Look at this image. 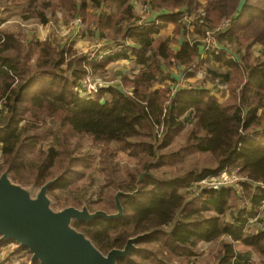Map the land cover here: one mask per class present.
Wrapping results in <instances>:
<instances>
[{"label":"trees","instance_id":"1","mask_svg":"<svg viewBox=\"0 0 264 264\" xmlns=\"http://www.w3.org/2000/svg\"><path fill=\"white\" fill-rule=\"evenodd\" d=\"M239 3L212 0L214 9L200 15L197 0H148L143 4L146 19H137L129 0H0V11L23 7L29 13L24 19L44 25L58 10L66 23L81 17L90 35L112 41L92 60L69 59L67 49L53 42L24 43L17 34L0 31V124L6 127L0 131V172L9 170L16 181L38 186L63 175L50 191L62 203L55 191L70 189L64 179L79 174L73 168L76 162L82 164L79 145L90 140L103 146L99 166L106 185L97 198L89 197L94 184L74 190L69 206L88 203L92 211L112 213L118 189L132 193L139 180L120 176L114 162L122 151L140 162L143 181L135 197L122 198V220L76 224L98 248L103 252L123 248L130 236L158 229L138 245L140 251L119 264H149L134 257L155 256L144 247L153 240L177 256H193L200 243H218L217 264H253L254 253L264 255V58L242 43L233 29L241 11L225 17L230 19L229 27L217 31L222 14L232 13ZM133 20L142 24L133 25ZM209 22L215 25L211 31L220 53L210 51L203 57ZM248 23L246 33H252L264 49V18ZM170 25L173 35L160 38ZM231 35L238 42L237 53L224 45ZM118 60L133 64L130 75L122 78V88L132 94L101 86L102 95L81 97L82 83L102 76ZM173 67L188 77L201 71L202 79L211 80L200 81L201 88L175 90L177 86L167 83L170 78L175 82L170 75ZM208 84L218 90L224 87L225 99L213 95ZM47 126L54 128L53 144L32 157L44 137L39 132ZM232 166L248 179L241 183L242 190L198 187ZM233 197L238 205H231ZM237 243L249 251H237ZM7 244L0 242V248ZM27 254L21 264L29 261ZM157 262L163 264L159 257Z\"/></svg>","mask_w":264,"mask_h":264},{"label":"rangeland","instance_id":"2","mask_svg":"<svg viewBox=\"0 0 264 264\" xmlns=\"http://www.w3.org/2000/svg\"><path fill=\"white\" fill-rule=\"evenodd\" d=\"M129 1L134 7V12L136 14L135 17L137 19L139 17L140 18L144 17L146 19L148 12L145 13V8L143 4L144 1H148V0H129ZM211 1L212 0H197L196 9H199L200 15H203L205 11L214 9L211 5ZM215 1L217 3H220L222 0H215ZM237 3H239L237 9H234L230 14H222L221 18L222 19L225 17L231 18L235 14H238V11H241V18L239 21L240 24L238 22L236 24L235 22L233 29H235L237 33L241 35L242 43L250 44L253 52L256 53V55H261L264 58L263 46L257 42H254L252 33L250 32L246 33L247 29L249 28L248 21L250 19L257 21L264 18V0H237ZM245 3L246 6L241 9L240 7H242V4ZM88 10L91 13H94L93 11L96 9L91 4H89ZM28 15L29 13L27 14L26 10L23 7H13L11 8V10L7 12L2 9V11H0V31L4 33H15L18 35L19 39L24 43L32 42L34 40L53 42L54 46L65 47V49H67V51L69 52V59L87 57L89 60H92L94 59V56L96 57L104 53L107 49H109L107 48V45L112 43L110 39L99 38V40H102V42L101 44L98 43L96 44L97 36L90 35V32H86L87 31L86 25L83 23L81 17L70 19L69 22L66 23L63 18V12L60 10H58L54 16L50 17V22L49 24L46 25H44L37 19H27V18L24 19L25 17H28ZM138 21L139 20L132 22L133 25L136 26L140 25V23H137ZM226 21H229V19H226ZM214 27L215 25H212L209 22V27L207 28V32L208 31L209 32L206 34L204 39L206 37L207 38L211 37L212 38L211 45L218 46L219 45L217 44L218 42L213 38L215 32L211 31ZM224 28L225 27L223 24L222 29ZM163 30L165 34L161 35L160 38H167L168 36H171L174 33V28L172 29V31H170L169 28L168 29L165 28ZM108 33L110 34V32ZM167 33H169V35H167ZM233 36L234 35H231L229 37L230 41L228 40V38H225L224 45L230 48L231 52L235 51L237 53L238 42L233 39ZM175 47L178 48L177 45H175ZM215 51H218V53H220L218 48H216ZM13 53H15V51H13ZM161 63H162V67H164L165 66L164 61L163 62L161 61ZM129 66L130 64L127 61L119 62L117 64L116 63L110 64L107 67V71L102 76H92L89 79H87L85 81V84L83 85L84 88H87L88 83H91L97 87V91L99 93H97L96 91L89 92L85 89H80L81 97L85 98L87 95H90L92 98H94L98 94L102 95L100 91L101 86L104 87L116 86L118 88H121L124 93L131 95L129 93L131 89L122 88V78L128 77L132 70V67L130 70H128ZM176 69L177 67L176 68L173 67L170 72V75L172 74V78L175 79V82L171 78L167 80V83L171 86L175 85L177 87L186 88V89L199 88L198 84L200 81L205 82L211 80V78H208V80L198 79L195 81H191L190 80L191 78L185 77L184 78L185 80L181 78L180 81H178V78L173 77V73L176 71ZM174 74L177 75V73ZM196 74L201 75V77L202 75H204L203 73H201V71H199ZM210 74L213 75L212 72ZM45 78L47 79L46 75ZM213 84H215L214 79L212 80V85ZM214 89H218V87H215ZM221 96L222 97H218L220 100L224 98L223 94H221ZM53 131L54 128L52 126H47L46 128H44V130L39 132V134L44 135V137L40 139L39 149L34 152L32 157L37 155L40 151L47 150L51 147L54 141ZM1 149H2V145H0V159L2 155ZM79 149L80 151H82V154L80 155L82 158L80 162H82V164L79 165V163L76 162L73 165V168L79 171L78 172L79 174L75 175L73 178L64 179L70 185V189L67 192L63 193L60 190L55 191V194H58L63 198V202L62 203L59 202V203L64 206H69V202H70L69 195H72L74 190L82 189L84 187L86 188V186L94 184L95 187L91 188V193L89 197L97 198L100 192V188L106 185L105 178L101 176V171H100L101 166H99L101 163V153L103 146L85 139L80 142ZM27 156L29 158L31 154L29 153ZM114 163L117 165L120 176L123 179H130V175H133L137 179L140 178V173H141L140 162L135 157H129L128 154L120 151L117 153ZM237 168L238 167H234V171ZM227 176H228L227 171L218 173L215 176H210L211 178H209V180L203 183H199L198 187H202V188H213L216 186L223 187L225 183L229 181V179H232L230 185L236 186L237 189L242 190L241 183L244 181V179L240 177L238 172H236L235 177L234 176L227 177ZM111 190L114 191V188H112ZM185 191L186 190H183V192ZM197 195H199V192L197 193ZM245 195L247 196L248 193L246 192ZM236 200L237 198L233 197L230 201L231 205H238V201ZM114 211L115 208L110 209V212L114 213ZM228 242L230 243L231 240H228ZM144 247L149 249L155 256H152L149 253V254H143V256H138V257L135 256L134 259L149 264L150 263L158 264L157 257H159L160 261L163 264H217V262L221 258V253L219 251H216L219 248L218 243L198 244L197 247L194 249L193 256H187V255L177 256L178 253H172L167 247L164 246V244L161 241L157 242V240H153L149 244L146 243ZM235 249L240 252H246L248 250L244 245L238 243L235 244ZM10 255H15L18 258L11 259ZM5 257L7 258L4 260ZM27 257H29L27 251L21 248L20 246H16L15 244L10 243L0 248V261L10 260L13 262V264H16L17 262L22 263L24 259ZM263 261H264L263 254L254 253L253 264H264Z\"/></svg>","mask_w":264,"mask_h":264},{"label":"water","instance_id":"3","mask_svg":"<svg viewBox=\"0 0 264 264\" xmlns=\"http://www.w3.org/2000/svg\"><path fill=\"white\" fill-rule=\"evenodd\" d=\"M6 127L0 125V131ZM59 175L41 186L18 182L9 170L0 172V242L20 246L30 254L27 264H119L141 250L138 246L158 229L130 236L123 248L112 247L103 252L94 240L77 227V223L98 220L120 221L125 216L123 197H135L140 192L127 193L118 189L116 212L92 211L88 203L81 208L61 205L51 190L61 180Z\"/></svg>","mask_w":264,"mask_h":264},{"label":"built area","instance_id":"4","mask_svg":"<svg viewBox=\"0 0 264 264\" xmlns=\"http://www.w3.org/2000/svg\"><path fill=\"white\" fill-rule=\"evenodd\" d=\"M226 19L227 18H224L223 20H222V23H221V25H220V27L217 29V31H224L225 29H227L228 27H229V25H230V19H229V21H226ZM137 23H140V25L142 24V22H137ZM136 23V24H137ZM224 24V29H222V25ZM212 38L211 37H209L208 39H207V41H206V43L204 44V46L202 47V55H203V57L206 55V54H208L210 51H215V49L216 48H218L217 47V45H211V40ZM111 52V51H110ZM110 52H107L106 54H109ZM102 56H104V55H102ZM95 57V56H94ZM102 58V57H101ZM86 81V80H85ZM85 81H84V83H82V88L81 89H85V90H87V91H89V92H93V91H96L97 93H99L98 91H97V87L96 86H94L93 84H91V83H88V87L87 88H84L83 87V85L85 84ZM90 82V81H89ZM178 89V87H176L175 88V90H177ZM80 90V89H79ZM99 95V94H98ZM1 106H0V111H1ZM0 116H1V114H0ZM228 170H233L234 171V167L232 166V167H230ZM227 170V171H228ZM236 170H238V168L237 169H235V171H234V173L232 174V175H229L228 173H227V177H235V175H236V172H238V171H236ZM239 174V173H238ZM209 178H211V177H208V178H206V179H204L203 181H201L200 183H203V182H206L207 180H209ZM242 178V177H241ZM244 179V181L243 182H245V181H248V179L247 178H243ZM232 182V179H229V181H227L226 183H225V185L222 187H220V186H216V187H213V188H210V189H214V190H219L220 188H224V187H232L231 185H230V183ZM10 258L11 259H13V258H18L17 256H15V255H10ZM5 260V259H4ZM3 260V261H4ZM3 261H0V263H2ZM15 263V262H14ZM16 264H21V262H17Z\"/></svg>","mask_w":264,"mask_h":264},{"label":"crops","instance_id":"5","mask_svg":"<svg viewBox=\"0 0 264 264\" xmlns=\"http://www.w3.org/2000/svg\"><path fill=\"white\" fill-rule=\"evenodd\" d=\"M169 30L170 31H172V25H170L169 26ZM87 32V31H86ZM167 35H169V33H167ZM101 42H102V40H99V38L98 37H96V44L98 43V44H101ZM112 42V41H111ZM174 47V49H177L175 46H173ZM119 62H125L124 60H118L117 62H114V63H119ZM128 62V61H127ZM113 64V63H112ZM130 64V66L128 67V70H130L131 69V67L133 66V64L132 63H129ZM174 73H177V75L176 74H174ZM173 73V77H175V78H178V81H180V79L181 78H183V80H185L184 78L185 77H187V78H191L190 80L191 81H195V80H198V79H202V77H201V75H197V77H188L187 75H185L184 73H182V74H180V73H178L177 71H175ZM186 78V79H187ZM199 82V81H198ZM199 88H201L203 85H202V82H199ZM219 86V85H218ZM208 87H212V93H213V95H215L217 98L218 97H222L221 96V94H225V96H226V93H225V91H224V87H219L220 89L219 90H221V91H219L218 89H214L215 87L214 86H212V85H207V87L206 88H208ZM220 92V93H219ZM130 94H132V90H130V92H129ZM219 99V98H218ZM223 99H225V98H222V100ZM220 100V99H219ZM222 100H220V101H222ZM7 257H5L4 259H6Z\"/></svg>","mask_w":264,"mask_h":264}]
</instances>
